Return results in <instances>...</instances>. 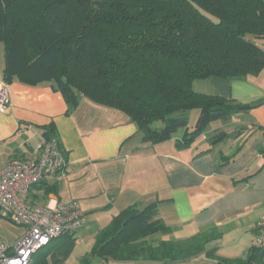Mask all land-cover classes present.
<instances>
[{
    "label": "trees",
    "instance_id": "1",
    "mask_svg": "<svg viewBox=\"0 0 264 264\" xmlns=\"http://www.w3.org/2000/svg\"><path fill=\"white\" fill-rule=\"evenodd\" d=\"M261 39L264 0H0L6 83L53 82L68 113L81 97L121 110L136 123L142 140L153 144L185 128L177 145L189 148L212 122L262 104L194 88L196 81L213 77L260 75ZM193 109L200 115L191 131ZM41 129L45 141L58 138L54 123ZM227 138L222 130L209 140L216 145ZM156 214L157 202L122 209L98 232L80 263H175L204 255L214 264H264V249L257 244L245 258L217 256L206 245L217 236L213 229L186 239H152L170 232ZM74 235L60 237V244L32 264H65L75 248Z\"/></svg>",
    "mask_w": 264,
    "mask_h": 264
},
{
    "label": "crops",
    "instance_id": "2",
    "mask_svg": "<svg viewBox=\"0 0 264 264\" xmlns=\"http://www.w3.org/2000/svg\"><path fill=\"white\" fill-rule=\"evenodd\" d=\"M257 44L264 49V39ZM4 67L5 59L0 79ZM202 82L200 90L194 84L198 92L263 103L226 122H212L189 148L177 145L182 136L176 134L161 143L144 142L126 113L86 97L68 113L53 82L9 84L11 106L0 111V170L10 159L30 158L45 141L41 127L54 123L67 161L65 173L32 186L28 199L37 206L79 203L86 221L74 235L75 248L66 264H79L98 232L122 209L152 202H157L156 217L170 227L169 233L152 239H186L213 229L217 236L207 248L230 260L245 258L257 244V224L264 215V70L258 76ZM222 130L229 138L211 145V135ZM24 232L0 213V244L10 251ZM188 261L215 263L202 255L175 263L114 264Z\"/></svg>",
    "mask_w": 264,
    "mask_h": 264
},
{
    "label": "built area",
    "instance_id": "3",
    "mask_svg": "<svg viewBox=\"0 0 264 264\" xmlns=\"http://www.w3.org/2000/svg\"><path fill=\"white\" fill-rule=\"evenodd\" d=\"M9 84L0 79V111L11 106ZM67 161L58 141H44L27 159H10L0 170V213L25 229L12 249L0 244V264H32L34 255L54 240L76 234L86 216L78 202H55L32 205L28 195L32 186L65 173ZM257 245L264 249V215L258 221Z\"/></svg>",
    "mask_w": 264,
    "mask_h": 264
},
{
    "label": "rangeland",
    "instance_id": "4",
    "mask_svg": "<svg viewBox=\"0 0 264 264\" xmlns=\"http://www.w3.org/2000/svg\"><path fill=\"white\" fill-rule=\"evenodd\" d=\"M3 66H4V44L2 43V42H0V68H3ZM0 70H2V69H0ZM2 72V71H1ZM203 80H198V81H196L194 84L195 85H197L196 86V89L197 90H200V85H201V83L203 84V83H205V82H202ZM199 115H200V109H193V110H191L190 112H189V114H188V116H189V124H188V130H193L194 128H195V126H196V123H197V120H198V117H199ZM185 128H181L177 133H176V136L177 137H181L183 134H184V132H185ZM63 241V238H58V239H56L53 243L55 244V245H57V244H60L61 242ZM48 247H46V248H43V249H41L40 251H38L35 255H34V259H37V258H39V257H41L45 252H47L48 251ZM69 259V258H68ZM67 259V260H68ZM82 259V258H81ZM81 259L79 260V262H81ZM67 260H66V262H67ZM96 260H94V262H95ZM66 262H65V264H66ZM114 263H116V262H110V264H114ZM196 263H198V262H196ZM195 263V264H196ZM79 264H81V263H79ZM183 264H193V263H190L189 261L188 262H185V263H183Z\"/></svg>",
    "mask_w": 264,
    "mask_h": 264
}]
</instances>
